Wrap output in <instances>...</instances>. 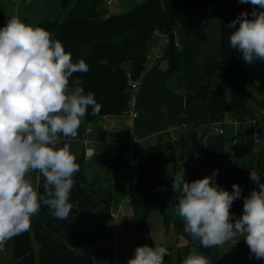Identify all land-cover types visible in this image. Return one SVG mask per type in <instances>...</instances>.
<instances>
[{
	"label": "trees",
	"instance_id": "1",
	"mask_svg": "<svg viewBox=\"0 0 264 264\" xmlns=\"http://www.w3.org/2000/svg\"><path fill=\"white\" fill-rule=\"evenodd\" d=\"M108 0H61L65 13L62 20L44 21L39 27L49 31L59 40L66 52L71 53L72 61L83 59L89 66L87 73H74L81 81L85 94H94L101 105L99 114L92 115L91 108L83 118L88 127L106 116H121L130 113L131 83L141 82L149 58V44L152 38L162 35V55L156 60L167 62L164 88L169 91H182L186 84L188 68V41L196 39L207 44V28L212 20L220 23L221 57L211 62L205 71V82L190 98L191 104L211 98V124L221 123L228 116L238 119L251 103L264 109V100H260L250 90L254 71L250 73L248 63L242 55L231 48L229 36L235 31L229 24L240 17L241 13L264 11L254 9L250 3L238 0H141L126 13L113 14L107 7ZM3 8L0 5V27H3ZM239 27L237 23L236 28ZM174 34L181 39L172 46L169 36ZM165 40L167 41L165 43ZM157 67V65H156ZM187 111V110H186ZM186 138L177 142L183 149ZM124 149L118 155L119 164L124 162ZM197 169L211 176L213 171L216 184L225 189L224 164L228 159L225 152L199 153ZM80 165L75 186L69 202L72 205L67 219L61 220L51 215L46 206H41L39 214L34 216L31 229L13 238L15 264H94L99 253L98 232L107 235L115 222V209L118 202L110 188L97 181H88L85 174L84 157L77 158ZM164 154L145 157L139 161L133 171L128 196L135 213L136 235L143 243L153 247L148 229V218L152 207L159 208L164 218L166 231L171 225L165 209L172 203V182H158L155 174L171 163ZM214 167V170H208ZM259 168V166H258ZM260 169V168H259ZM34 186L42 193V179L36 181L38 173L32 172ZM204 176V177H205ZM233 220L241 215L240 204L230 209ZM175 230L190 238L183 224H175ZM38 246V251L34 248ZM235 258L226 264H258L251 256L245 241L237 244ZM192 252V243L177 249V264ZM3 251H0V256Z\"/></svg>",
	"mask_w": 264,
	"mask_h": 264
},
{
	"label": "clouds",
	"instance_id": "2",
	"mask_svg": "<svg viewBox=\"0 0 264 264\" xmlns=\"http://www.w3.org/2000/svg\"><path fill=\"white\" fill-rule=\"evenodd\" d=\"M238 2L264 9V0ZM251 17L241 13L229 24L235 29L230 46L249 64L264 61V11L254 10ZM88 70L83 59L74 63L71 53L42 27L16 16L0 27V251L30 229L42 205L61 220L70 214L80 165L63 141L77 137L89 108L94 116L101 110L79 79L70 84L74 73ZM32 172L38 173L37 182L42 179V193L29 178ZM216 175L213 171L192 182L184 179V173L173 176L172 189L177 193L173 206L184 231L204 248L229 241L236 245L237 237H243L251 256L264 259V183L254 170L250 172L258 190L244 198L243 214L233 220L230 209L242 189L238 184L232 185L231 192L219 187ZM166 255L163 246H138L127 264H164ZM182 264H210V260L193 251Z\"/></svg>",
	"mask_w": 264,
	"mask_h": 264
},
{
	"label": "rangeland",
	"instance_id": "3",
	"mask_svg": "<svg viewBox=\"0 0 264 264\" xmlns=\"http://www.w3.org/2000/svg\"><path fill=\"white\" fill-rule=\"evenodd\" d=\"M140 1L113 0V5L108 8L113 14L126 13L132 10ZM0 5L3 8V26L13 16L19 17L26 24L39 26L47 20H62L65 14L62 10L61 0H0ZM209 40L211 48H213L215 40L212 38L211 32H209ZM161 41L160 35L157 34L150 41L149 58L145 71L152 69L157 56L159 54L162 55ZM207 46L208 42L204 45V48H207ZM258 61L256 60L252 64L248 63L250 73L253 70L257 72V69H259V72L256 73L255 81L253 79V83L251 82L252 88L250 91L255 96L264 100V61H262V65L258 64ZM195 63L196 59H193L191 61L190 73H188L186 84L182 91L168 92L164 98H155L156 100L150 103L151 105L147 108V111L157 110L163 114L161 117L153 118L156 125L154 127L151 125L140 126L143 117H140V120H138L136 133H133L135 136H131L136 137L140 141L141 139H146L143 142L141 141V146L144 150L142 152L137 151L134 147L131 151L125 152L124 160L127 165L121 168V176L122 174L123 176L129 174L132 169L135 170L140 159L156 156L169 150L166 156L171 158L172 162L165 164L160 169L158 175L163 179H170L172 181L173 176L184 173V179L187 182H192L204 177V171L197 169V163L200 159L199 153H220L224 151L229 158L224 164L226 169L223 168V170L224 172H231L225 190L231 192L233 184H238L241 187V196L233 202L231 208L239 203L240 215H242L244 198L252 190H258L257 183L250 179V172L254 170L260 176L259 182L264 183V117L262 112L259 111L254 114V117L252 116V119L255 120L254 122L240 124L237 122L240 119L237 120L234 116H228V124H211L209 123L212 105L211 98H207L202 103L191 104L187 109L191 95L195 92L194 90L197 87L199 88L204 81V72ZM165 64L162 63L161 68L165 67ZM137 96L138 93L136 94V98ZM148 99L149 97L146 96L141 98V101L148 104ZM246 111L249 110L247 109ZM246 111L242 116L247 113ZM119 118H121L119 119L120 129L131 132L133 125L132 115H121ZM158 125L160 127L157 128ZM219 130H222L224 135H221ZM176 138L187 139L183 149L180 145H176ZM70 140L75 141V139L69 138L63 142L69 144ZM116 141L118 143L120 138H117ZM96 149L103 153L102 159L104 164L113 165L110 175L114 179L118 169L114 165L119 163V159L112 156L111 148L108 146L101 145L96 147ZM33 177L34 175L30 173L29 178ZM135 179L136 175L132 172L130 177L125 176L120 182L112 184L115 195L122 202V205L120 208L116 207V219L107 235L100 234L98 228L89 232L91 235L98 234L99 236L100 251L94 258V264H115L118 253L116 243L119 244V253L123 256L122 261L118 262V264H127V261L134 256L136 247L139 246L131 206L127 203L129 202V184ZM175 204L172 203L165 209V214L171 223L168 232L166 231L164 218L156 206L151 208L147 222L153 247L159 245L168 249V255L164 258V264H177L176 247L178 235L175 231V224L184 225V222L176 214L175 207L173 206ZM33 219L34 217H32V221ZM131 228L135 230L134 236L130 235ZM180 239L181 243H192V252L195 251L198 254L207 256L210 264L229 263L235 258L237 252V245H232L231 241L226 242L223 246L204 248L202 245L200 246L198 239H193L191 236L187 238L181 235ZM237 240L244 241L243 237L239 236ZM132 245L134 246L133 249ZM143 245H146V243H143ZM34 248L38 251L37 245H34ZM13 253L14 245L12 239L7 242L0 256V264H15ZM99 254L103 255L102 259L99 258ZM256 262L264 264V259H256Z\"/></svg>",
	"mask_w": 264,
	"mask_h": 264
},
{
	"label": "crops",
	"instance_id": "4",
	"mask_svg": "<svg viewBox=\"0 0 264 264\" xmlns=\"http://www.w3.org/2000/svg\"><path fill=\"white\" fill-rule=\"evenodd\" d=\"M112 5H113V2H112ZM107 7H109V6H107ZM209 32H211L212 38L215 40L213 48H211V45H210ZM220 40H221L220 23L217 20H212L209 22L208 28H207V42H208L207 48H204V44H202L200 41H198L196 39H190L188 41L187 77H188V73H190V70H191V61L193 59H196L195 65L198 64V66H200V68L203 70V72H204L203 83L205 82L206 68L208 67V65L211 62L217 61L221 57ZM176 43H177V45L180 46L181 39L179 36L178 37L176 36ZM162 46H163V42L161 41V48H162ZM162 63H166L165 64L166 66L161 68ZM257 63L262 65V61H260V60ZM156 65H157V67H156ZM167 67H168L167 62L164 60H160L157 64L155 62L152 69L145 71L143 79L140 83V88L138 90V96L136 98V103H135V107H134V110L138 114V117L132 118L133 119L132 120L133 125L131 128V132L120 129V127H119V121L120 120L119 119H121V118H119V116H106V117L100 118L97 122H95L94 124H92L88 127L84 126L83 120H82V123L78 129V135L75 138V141H71V140L69 141L70 150H71L72 154H74L76 156V158H80L82 156L84 157V152H85L84 142H87L88 147L94 151V156L90 160L84 159L85 165H86V169H85L86 177H87L88 181H97V182L101 183L104 187L112 189L113 195L118 202L119 208L121 207L122 202L119 201L118 198L116 197L115 191L112 188V184L114 182H120L121 179L125 176L130 177V174L134 170L132 169V171L129 174L124 175V176L122 174V176H121V168L123 166L127 165L126 161L124 160L123 164L118 163V164L114 165V166H117V168H118L117 169V175L114 179L111 178L110 172L112 171L113 165L112 164L106 165L103 163V159H102L103 153L101 151H98L96 149V147L101 146V145L108 146L111 148V154L113 151H118L119 155H122V152L124 149L123 155L125 156L126 140L129 137H131V135H134L133 133H136V130H137L136 124L139 123L138 120H140V117H143V119L141 120L142 122H141L140 126L141 125H144V126L145 125H151L154 127L156 125L155 119H153V118L154 117L155 118L161 117L163 114L157 110L156 111H147L148 110L147 108H149V106L151 105L150 103L153 100H156L155 98H164L167 95L166 93L172 92V91H169V90L164 88V81L166 79ZM253 71H254V81H255L256 73L259 72V69H257V72H256V70H253ZM75 81H76V79L74 78V76L70 77V84L71 85H74ZM203 83H201V85ZM81 87H82V84H81ZM199 88L197 87L194 91L196 92ZM195 92L191 95V97L195 94ZM146 96L149 97V99H148L149 103L148 104L141 101V98H144ZM259 99L262 101V98H259ZM197 103H202V102H197ZM211 107H212V105H211ZM247 109L249 111H246L247 112L245 114L246 117H245V115L241 116L240 121H237L238 123L243 124L245 122L246 123L254 122L255 120L252 119V116L254 117L255 113H257L259 111H261V112L263 111V108L260 107L259 105H257L256 103H251ZM235 118H237V117H235ZM246 118H248V119H246ZM237 120H238V118H237ZM156 121H158V120H156ZM149 123H152V124H149ZM158 127H160V126L158 125L157 128ZM130 133H132V134H130ZM222 135H224V133ZM117 138H120V141H119L120 143L119 142L117 143V141H116ZM144 140H146V139H141L142 142ZM141 141L138 140L134 147H135V150L142 152L144 150V148H142V146H141ZM176 145H178L177 140H176ZM117 146H118L119 150H118V148H116ZM168 151L169 150H167L166 152H164L162 154H164L166 156ZM237 155L239 156V154H237ZM115 158H117V157H115ZM228 158H229V156H228ZM168 159L172 160L171 158H168ZM138 164H139V162L137 163V166H138ZM208 170H214V167H209ZM159 171L154 176V179L156 181H158V182H171L170 179L161 178L158 175ZM229 174H231L230 171H229ZM204 176H205V171H204ZM77 177H78V175L76 173L74 176V180H76ZM130 184H129V187H130ZM128 191H129V189H128ZM127 203L130 206V203L129 202H127ZM131 211H132L133 220L135 221V213L132 210V208H131ZM115 219H116V217H115ZM176 234L178 235V241H177V247L176 248L178 249L180 246H186L187 243H181L180 242V240H181L180 236L182 234L178 233L177 231H176ZM130 235H132V236L135 235L134 228H131ZM116 247H117L118 253H117V261L115 262V264H118V262L120 263L122 261L123 256H122V254L119 253L120 252V246L118 243H116ZM133 248H134V246L132 245V249ZM102 256H103L102 254H99L100 259H102Z\"/></svg>",
	"mask_w": 264,
	"mask_h": 264
},
{
	"label": "built area",
	"instance_id": "5",
	"mask_svg": "<svg viewBox=\"0 0 264 264\" xmlns=\"http://www.w3.org/2000/svg\"><path fill=\"white\" fill-rule=\"evenodd\" d=\"M113 0H108L107 1V6H111L112 5ZM161 39H165L164 36L160 35ZM160 59V55L157 56L158 60ZM140 83L141 82H133L131 83V99L129 102V107H130V113L129 115H132L133 118H137L138 114L136 113V111L134 110L135 107V103H136V94L138 93V90L140 88ZM262 115L264 117V109L262 111ZM229 122L228 117H226L221 123H218V125H224L227 124ZM220 134L222 135L224 132L222 130H219ZM177 141L179 140V138L176 139ZM137 138L134 136L129 137L126 140V151H131L133 149V147L135 146V144L137 143ZM84 147H85V152H84V159L85 160H90L93 156H94V151L92 149H90L88 147V143L84 142ZM119 154L117 151H113L112 152V156L113 157H117ZM177 193L173 191V196H172V200L174 202H177L176 199Z\"/></svg>",
	"mask_w": 264,
	"mask_h": 264
},
{
	"label": "water",
	"instance_id": "6",
	"mask_svg": "<svg viewBox=\"0 0 264 264\" xmlns=\"http://www.w3.org/2000/svg\"><path fill=\"white\" fill-rule=\"evenodd\" d=\"M169 39L171 41L172 46H174L176 44V36L174 34H172V35L169 36ZM228 175H229V171L225 172L224 177L227 178ZM137 241H138V244L140 245V239L139 238H138Z\"/></svg>",
	"mask_w": 264,
	"mask_h": 264
}]
</instances>
